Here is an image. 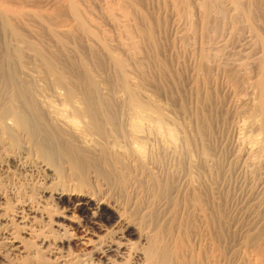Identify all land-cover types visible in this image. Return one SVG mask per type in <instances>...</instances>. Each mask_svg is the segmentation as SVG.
<instances>
[{
  "label": "bare ground",
  "instance_id": "6f19581e",
  "mask_svg": "<svg viewBox=\"0 0 264 264\" xmlns=\"http://www.w3.org/2000/svg\"><path fill=\"white\" fill-rule=\"evenodd\" d=\"M195 2L205 29L216 30L225 16L234 22L240 17L244 19L241 20L245 21L243 25L249 32L246 46L256 48L250 53L248 49L243 55L249 53H246V57H250L249 63L246 59L248 65L251 62L258 64L261 70L258 73L264 75V39L258 29L259 19L264 17V0ZM172 5L174 19L175 16L189 19L190 0H173ZM10 12L4 4L0 6L1 21L11 35L25 43L10 24ZM154 28H149L145 37L150 44L156 45ZM184 30L179 32L186 34L188 30ZM36 53L44 60L40 51ZM239 53L242 52L239 50ZM7 61V64L12 63L9 57ZM45 61L52 80L50 83L55 88L52 93L48 92L50 98L45 96L40 85L37 86L38 82H34L38 79L33 78L35 72L32 76L28 68L18 69V72L13 68H0V264H15L26 257L36 258L40 256L38 246L41 248L42 245L54 261L57 260L55 264L263 263L257 252L264 236V209L260 208L264 204V183L255 191L250 190V195L244 192L248 194L244 197L240 194L242 191L231 192L228 187L214 184L211 178L215 174L208 167L209 163L206 164L212 155H216L212 153L213 142H206V136H198V139L183 136L184 143L181 142L185 144L186 154L192 155L199 149L205 162L201 168L197 167V182L193 181L196 178L191 181L189 177L186 183L173 187L174 202L170 203L169 199L167 203L179 209L182 216H171V206L163 210L167 206L161 196L164 193L163 173L155 164L154 167L147 166L150 157L147 155L148 139L145 132L142 133V124L153 123L157 130L164 129L165 137L174 147L180 137L177 130L183 126L176 121L168 126L171 119L166 121V108L144 101L142 92L126 87L123 92L128 103L120 105L114 102L116 98L112 94H103L92 87L91 78L85 85L78 83L79 78L69 79L71 77L55 69L54 62ZM247 63L238 60L233 66L244 71ZM124 66L123 61L118 63L122 72ZM31 77L35 80L32 81ZM258 87L264 96V84ZM259 103L253 107L262 115L259 125L264 129V104ZM199 134L203 135L202 132ZM192 171L196 172V169ZM228 195H232L230 203H227L229 200L224 203L223 198ZM153 206L163 210L157 222L151 216ZM10 212L15 220L8 215ZM195 222L202 224L204 231H209L210 227L215 229L213 237L209 233L211 241L204 239V234L186 231ZM224 228L232 234L224 233ZM182 229L186 230L183 232ZM191 242L193 246L189 245ZM79 246L83 249L77 250Z\"/></svg>",
  "mask_w": 264,
  "mask_h": 264
},
{
  "label": "rangeland",
  "instance_id": "374dc122",
  "mask_svg": "<svg viewBox=\"0 0 264 264\" xmlns=\"http://www.w3.org/2000/svg\"><path fill=\"white\" fill-rule=\"evenodd\" d=\"M123 1L0 0L1 7L4 4L6 8L15 12H10L8 19H10L12 28L18 32L25 42L22 43L21 39L19 40L11 35V31L6 30L0 16V68L5 70L13 68L17 69V72L18 69L26 70L28 68L27 70L32 76L35 72L36 76L34 75L33 78H38L35 80L31 77V80H35V83L38 82L37 86L40 85L39 88H42L46 94L45 96L51 97L48 92L52 93L55 88L50 83L52 80L45 60L52 61L55 69L68 78L71 77L69 79L79 78L77 79L78 83L85 85L89 83L91 78L94 82L92 87L99 89L103 94H112L111 96L116 98L114 102L117 101L120 105L121 103H128L126 101L128 97L123 91L126 87H129L133 91L142 92L141 97L144 101L166 108L165 110L168 113L166 121L172 120V122L171 120L168 121L167 125L170 126V124L178 122L184 129L179 127L177 130L180 137L177 146H175L176 148L165 137L167 135L163 131L164 129L157 130L153 123L142 124V133L145 132V138L148 139L147 155L150 156L148 157L150 160L148 159L147 166L150 164L149 166L154 167L153 164H155L163 173L162 193L164 192V195L161 193V196L164 198H162L164 204H167L163 207L164 211L167 207L170 208L171 206L172 208L170 203L174 202L173 190L177 188L176 185L180 186V184L186 183L189 177H191V181L193 178L198 177L195 173L205 162L199 149L198 152L195 151L192 155L186 154V147L182 140L188 136L197 139L198 136H206V142L208 140L209 143L213 142L210 143L211 146L213 145L212 153L216 155H212V159H210L213 161L209 159L206 164L209 163L208 167L215 174L211 178L214 184H218L220 187H228L231 192L240 193L242 191L240 194H243V197L250 195V190L252 192V190L255 191L261 188L264 183V129H260L259 125L262 115H260L258 108L256 110L253 106L264 101V96L261 95L260 91L261 88L258 87L264 84V75L258 73L261 72L258 64L251 62L248 65L250 57H246V55L254 51L256 47L246 46V38L249 32L243 25L245 24L244 19L240 17L236 20L237 22L231 19L232 22L229 20L231 17L225 16L221 24L217 25L219 28L216 30H212V28L205 29V27H202L201 16L195 0H190L189 15L191 18L189 17L188 20L180 16H175L174 19L171 12L173 0ZM75 15L78 17L76 18ZM79 19L81 24L78 22ZM259 20V33L264 39V21L262 22L264 17ZM152 27H155V30H153L155 31L156 45L150 44L145 37V32ZM179 28H182L181 31L187 28L188 31L184 30V32L186 31L188 35L181 34ZM182 35L186 36L183 37ZM179 36H182L183 39ZM12 39L19 41L16 43ZM24 44L26 46H23ZM239 44H242V47ZM223 46L225 49L220 48ZM37 50L40 51L44 60H41L37 55ZM239 50L242 53H239ZM245 51H250L249 53L246 52L247 54L244 53L246 58L243 55ZM8 57L12 59L10 64L6 63ZM207 57L209 61L206 59ZM234 60L236 62L238 60L245 61L248 67L244 71H242L243 69H237L233 66ZM122 61L125 63L123 72L122 69L118 68V63ZM231 71L237 73L238 76L234 72L231 73ZM243 78L246 79L245 82ZM43 79L47 82H43ZM46 85L47 87H45ZM240 111L242 113H239ZM251 111L253 115L258 113L255 115L256 117L251 114ZM206 129L208 130L206 131ZM200 131L203 135L199 134ZM195 169L196 172H193L192 170L195 171ZM197 179L199 178L193 181L197 182ZM231 196H224L223 202L226 203L229 200L227 203H230ZM169 199L171 200L168 206ZM262 207L260 208L264 209ZM171 208V216L177 215L178 218H181L182 215H180L178 207V210L174 206L173 210ZM163 210L158 206H153L151 216L154 222L162 217ZM8 215L13 220L16 219L12 212ZM181 221L183 225L186 224L182 219ZM186 229H182L183 232L186 230L187 232L204 234L203 238L208 239V241H211L209 233L213 237L215 230L210 227L209 231H204L203 225L198 222L189 225ZM223 230L228 235L232 234V231L230 232L228 228ZM21 235L25 236L23 233ZM262 239L257 254L259 253L260 262L264 264V236ZM37 244L39 245V243ZM189 245L193 246V242ZM76 249L83 248L79 246ZM37 250L40 256L20 258L15 264H55L57 262L44 250L43 245L41 248L38 246Z\"/></svg>",
  "mask_w": 264,
  "mask_h": 264
}]
</instances>
